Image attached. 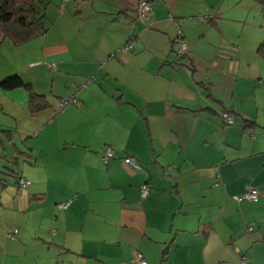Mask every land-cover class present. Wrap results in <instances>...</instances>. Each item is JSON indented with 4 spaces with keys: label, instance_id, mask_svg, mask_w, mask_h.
Wrapping results in <instances>:
<instances>
[{
    "label": "crops",
    "instance_id": "crops-1",
    "mask_svg": "<svg viewBox=\"0 0 264 264\" xmlns=\"http://www.w3.org/2000/svg\"><path fill=\"white\" fill-rule=\"evenodd\" d=\"M135 1L49 0L45 34L1 41L0 80L44 102L0 87V160L29 181L2 182L0 264H264V0Z\"/></svg>",
    "mask_w": 264,
    "mask_h": 264
},
{
    "label": "trees",
    "instance_id": "trees-1",
    "mask_svg": "<svg viewBox=\"0 0 264 264\" xmlns=\"http://www.w3.org/2000/svg\"><path fill=\"white\" fill-rule=\"evenodd\" d=\"M48 3V0H0V43L1 41L7 39L14 45L18 46L45 34L48 31V27L46 25V8ZM204 16H206L207 19H204ZM204 16L200 17L202 22L212 21L214 18V14L210 10H208ZM179 32V36H181V31L179 30ZM176 36H178V34ZM130 37L133 38L132 36ZM172 45L173 51L177 55L175 39ZM132 48L133 45L130 50H132ZM177 56L180 57L179 55ZM91 80L94 79L91 78ZM0 87L3 89L24 87L32 93L30 85L25 82L19 74H12L4 77L0 80ZM42 98L43 97L41 95L32 93V109L39 110L43 107L41 102L44 101L41 100ZM38 99H40L41 102H38ZM7 169L11 172L2 171V173L15 178L16 183L18 184L20 173L18 174V172L14 171L11 167H7ZM3 181H5V178H0V188Z\"/></svg>",
    "mask_w": 264,
    "mask_h": 264
},
{
    "label": "built area",
    "instance_id": "built-area-1",
    "mask_svg": "<svg viewBox=\"0 0 264 264\" xmlns=\"http://www.w3.org/2000/svg\"><path fill=\"white\" fill-rule=\"evenodd\" d=\"M63 1H67V0H63ZM134 8H135V12L137 17L142 16L146 17L148 12L151 9V0H136L134 2ZM204 19H207L206 16H204ZM178 36H176L175 41H176V53L177 55H179L180 57L184 56L187 53V45L185 43V41L181 38L180 32L178 30ZM131 48V44L126 43L125 45H123L121 47V50L123 51H128ZM91 79H89L90 81ZM76 97L75 95L70 96V97H65V98H61L57 104V106L55 107V113H60L62 112L67 106L76 103ZM222 120L225 124H232L233 123V115L230 112H224L221 114ZM113 156V151L112 150H107L102 156H101V160L102 162H107L111 157ZM127 163L132 166L133 168L140 170L141 167L140 165L136 162V160L132 157H129L126 159ZM18 185L21 188H26L29 185V181L23 176L20 175L19 179H18ZM147 189L148 186L146 184L141 186V194L142 196H144L147 193ZM1 190V188H0ZM241 198L243 199H247L250 201H256L259 198V191L257 189L251 188L249 190H247L246 192H244L241 195ZM0 203H1V199H0ZM70 203V200L61 202L59 204H57V206L59 208H66L68 206V204ZM15 232H9L7 234V236L9 238H14L15 237ZM128 264H147L145 258L143 257L142 254L140 253H136L135 256L133 257V259L131 261L128 262ZM243 264V262H242Z\"/></svg>",
    "mask_w": 264,
    "mask_h": 264
},
{
    "label": "rangeland",
    "instance_id": "rangeland-1",
    "mask_svg": "<svg viewBox=\"0 0 264 264\" xmlns=\"http://www.w3.org/2000/svg\"><path fill=\"white\" fill-rule=\"evenodd\" d=\"M49 1V0H48ZM51 1V0H50ZM231 12H233L234 11V9H232V10H230ZM195 17H197V16H195ZM138 18H140V20H144V18L145 17H143L142 18V16H139ZM145 21V20H144ZM5 147L7 148V151H8V153H6V155H7V157H8V160L10 161V163H12L11 161V155H13V154H15V153H13L12 154V147L10 146V145H8V144H6L5 145ZM2 148L0 147V154L2 155L3 153H2V150H1ZM5 155V154H4ZM10 156V157H9ZM2 161L0 160V178L2 177V178H6V180H8V182L9 183H11V184H13L14 183V181H15V178H13L12 176H10V175H4V174H2L1 172L3 171V172H11L10 170H7V169H4L3 167L1 168V166H4V165H6V166H8V167H11V165L7 162V163H1ZM23 165V163L21 162V159H20V167ZM11 168H13V170L14 171H17V168H16V165H14V166H12ZM20 170H22V167L20 168Z\"/></svg>",
    "mask_w": 264,
    "mask_h": 264
}]
</instances>
